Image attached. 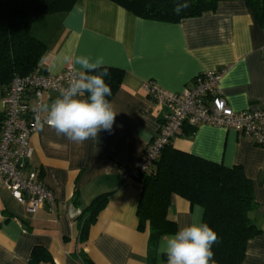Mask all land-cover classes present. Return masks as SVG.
I'll list each match as a JSON object with an SVG mask.
<instances>
[{
    "label": "crops",
    "instance_id": "0c3cea01",
    "mask_svg": "<svg viewBox=\"0 0 264 264\" xmlns=\"http://www.w3.org/2000/svg\"><path fill=\"white\" fill-rule=\"evenodd\" d=\"M30 33L47 46L38 67L50 74L68 64L76 71L75 57L88 55L103 58L104 67L121 69L123 76L109 100L117 112L111 131L82 143L53 128L31 136L28 168L37 171L54 202L30 217L0 187V264H30L36 247L52 259L38 264H84L80 252L92 264H146L148 232L138 231L136 218L140 184L124 180L121 171L140 159L166 109L141 85L153 81L180 93L204 72L223 71L219 90L232 110L264 108V24L241 1H222L214 11L163 23L138 18L110 0H77L67 13L41 17ZM2 97L0 91V119ZM185 128L170 142L174 149L240 166L251 181L256 209L250 219L259 233L248 240L241 264H264V149L231 129L199 126L187 135ZM103 195L106 203L80 243L82 211ZM197 212L172 195L166 213L177 231ZM160 240L156 264H167Z\"/></svg>",
    "mask_w": 264,
    "mask_h": 264
},
{
    "label": "trees",
    "instance_id": "16d2710c",
    "mask_svg": "<svg viewBox=\"0 0 264 264\" xmlns=\"http://www.w3.org/2000/svg\"><path fill=\"white\" fill-rule=\"evenodd\" d=\"M77 0H0V91L6 94L11 80L30 75L45 53L47 46L30 33L31 26L41 17L69 12ZM144 19L163 23H178L204 12L214 11L222 1H241L258 24H264V0H110ZM178 5L181 7L177 12ZM109 75L112 98L120 87L123 71L105 67ZM99 69L97 71H102ZM192 135L195 128H185ZM140 197L136 208L137 229L148 232L146 264H156L158 240L176 232L175 222L168 219L170 198L176 195L190 206L203 209L202 222L218 235L213 245V264H241L248 240L259 231L251 223L256 209L253 187L240 166L225 167L166 145L153 168L141 177ZM107 200L103 195L85 207L78 220L79 242L84 243L87 232ZM84 264H92L80 252ZM164 258V256L162 255ZM50 262V255L36 247L30 264Z\"/></svg>",
    "mask_w": 264,
    "mask_h": 264
},
{
    "label": "built area",
    "instance_id": "2783aa9c",
    "mask_svg": "<svg viewBox=\"0 0 264 264\" xmlns=\"http://www.w3.org/2000/svg\"><path fill=\"white\" fill-rule=\"evenodd\" d=\"M264 61V47L260 50ZM75 70L66 65L59 74L38 67L30 75L14 77L2 97L0 119V187L26 208L33 217L38 210L52 205L54 196L38 173L28 168L32 156L31 136L42 128L45 113L41 105H49L67 87ZM223 71H207L180 93L163 90L153 81H144L141 89L166 111L156 135L144 149L140 159L121 171L124 180L138 182L153 168L162 149L181 133L182 128L199 126L231 129L249 137L264 149V108L232 110L222 97L219 83Z\"/></svg>",
    "mask_w": 264,
    "mask_h": 264
},
{
    "label": "clouds",
    "instance_id": "9594fccd",
    "mask_svg": "<svg viewBox=\"0 0 264 264\" xmlns=\"http://www.w3.org/2000/svg\"><path fill=\"white\" fill-rule=\"evenodd\" d=\"M181 7L186 5H178L175 11ZM64 59L71 61L70 57ZM74 63L79 68L67 87L60 90L50 105H41L39 111L46 114L44 123L57 135L82 143L95 139L101 130L111 131L117 112L107 99L112 90L105 82L109 73L103 58L79 55ZM197 208L199 212L193 214L190 223L179 227L174 234L161 237L158 251L167 257V264H213L212 247L218 235L202 222L203 209Z\"/></svg>",
    "mask_w": 264,
    "mask_h": 264
},
{
    "label": "rangeland",
    "instance_id": "374dc122",
    "mask_svg": "<svg viewBox=\"0 0 264 264\" xmlns=\"http://www.w3.org/2000/svg\"><path fill=\"white\" fill-rule=\"evenodd\" d=\"M50 16V15H49Z\"/></svg>",
    "mask_w": 264,
    "mask_h": 264
}]
</instances>
